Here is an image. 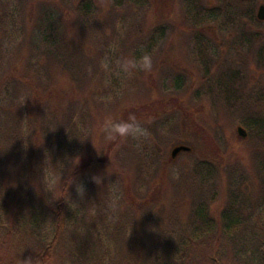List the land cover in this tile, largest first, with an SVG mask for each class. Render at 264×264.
<instances>
[{"label": "rangeland", "instance_id": "rangeland-1", "mask_svg": "<svg viewBox=\"0 0 264 264\" xmlns=\"http://www.w3.org/2000/svg\"><path fill=\"white\" fill-rule=\"evenodd\" d=\"M7 1V13L14 14L11 17L15 16L17 26L23 25L27 36L39 35L43 17L50 16L68 42L64 51H71L70 64L76 62L85 69L81 89L76 78L58 72L56 83L62 92L52 105L59 111L67 101H75L78 107L87 102L89 122L86 143L78 155L80 173L76 183L83 184L91 199L90 215L96 213L93 197L109 189L115 222L121 223L125 208L138 218L131 224L133 228L127 226V240L149 235L153 231L150 218L142 222L139 202L132 203V194L142 199L151 193L152 215H166L178 197L175 185L192 169L193 159L213 161L219 170L215 182L219 196L210 206L217 217L227 206L232 181L233 185L239 183L244 193L259 190L264 178L259 168L264 164V139L258 141L232 119L241 113L240 106L232 103L238 97L241 101L247 97L256 99L258 94L264 101V21L257 18L264 0H195L204 10L225 9L229 4L226 2H233L229 16L225 10L220 21L204 23L201 29L192 23L195 7L189 4L190 0H142L140 4L137 0H95L97 10L86 34L79 30L83 25L76 8L79 0ZM12 28L14 35H19V28ZM197 33L204 38L208 73L197 59ZM9 46L7 70L22 71L28 61V49L17 53L15 44ZM145 55L152 61L150 71L123 70L125 62L140 61ZM93 72H97L95 79ZM230 76L236 80L225 86L232 97L226 106L215 99L221 93L216 82L227 83ZM179 78L184 81L181 87L177 85ZM103 84L115 87L112 98L99 97ZM208 89H212L214 100L206 96ZM251 114L264 116V102L252 107ZM109 115L123 119L134 115L146 135L138 140L105 143L100 127ZM240 128L246 131L245 137L239 134ZM179 145H186L191 151L172 158V150ZM100 154L102 165L86 166L85 161L97 159ZM93 177L101 182L97 184ZM20 180L15 173L10 184L18 186ZM176 208L180 221L189 217L188 199H180ZM67 242L60 241L61 245ZM242 261L253 264L252 259L245 257ZM59 264H65V260Z\"/></svg>", "mask_w": 264, "mask_h": 264}, {"label": "trees", "instance_id": "trees-1", "mask_svg": "<svg viewBox=\"0 0 264 264\" xmlns=\"http://www.w3.org/2000/svg\"><path fill=\"white\" fill-rule=\"evenodd\" d=\"M94 1L79 0L76 5L82 17L79 30L83 34L90 31L89 21L97 10ZM7 2L0 0V264H59L63 260L65 264H246L242 261L244 257L252 259L253 264H264V178L259 190L250 193H244L241 185H233L232 181L227 206L217 217L210 206L219 196L215 183L219 170L213 161L193 159L192 169L175 185L178 197L166 215L158 212L155 213L159 215H152L151 193L142 199L132 194V203L139 202L142 222L150 218L153 231L130 240L126 238L127 226L133 228L131 224L138 218L125 208L121 223L115 222L109 189L93 197L94 216L90 215L93 205L85 188L83 197L77 193L75 183L70 186L65 183L68 197L63 190L56 191L55 198L45 191L40 180L45 163L50 166L52 161L55 166L63 162L65 182L69 178L76 181L79 176L80 168L69 175L66 158L77 157L85 146L87 102L78 107L75 101H67L59 111H55L52 102L62 92L56 83L58 72L76 78L80 89L84 87L82 75L86 72L76 62L70 64L71 51H64L68 42L56 30L50 16L43 17L39 35L27 36L23 25L17 26L15 16L11 17L14 14L7 13ZM141 2L137 0L138 4ZM226 3L229 4L225 9L204 10L190 0L189 4L195 7L192 23L201 29L204 23L220 21L225 10L229 16L233 2ZM12 27L19 28L16 29L20 30L19 35H14ZM194 39L197 59L208 73L204 38L197 33ZM14 44L17 53L29 51L22 71L6 68L9 45ZM96 73H92L93 79ZM177 80L181 87L184 81ZM235 80V76H230L227 83L216 82L221 93L215 99L229 106L232 97L225 86H231ZM101 87L102 100L116 93L112 84ZM212 92L208 89L206 96L214 100ZM250 98L242 101L235 98L232 106H240L241 113L232 119L260 141L264 139V116L252 115L251 108L264 101L261 94L256 99ZM101 107L102 104L98 108ZM99 156L85 161L86 166L102 165L103 155ZM259 168L264 173V164ZM15 173L21 177L18 186L10 184ZM48 180L51 184L53 177L49 175ZM183 198L190 202L191 212L180 221L176 206ZM60 241L68 242L61 245Z\"/></svg>", "mask_w": 264, "mask_h": 264}, {"label": "clouds", "instance_id": "clouds-1", "mask_svg": "<svg viewBox=\"0 0 264 264\" xmlns=\"http://www.w3.org/2000/svg\"><path fill=\"white\" fill-rule=\"evenodd\" d=\"M151 67L152 61L147 55L143 56L140 61H127L122 66L125 72L136 68L144 71H150ZM100 134L102 135L105 143H118L127 140H138L146 135V131L134 115H129L127 119L109 115L105 118L100 127ZM66 159L68 164L67 171L71 176V173L79 166L80 158L77 156L75 158L67 157ZM64 172L65 164L63 162H59L54 166L51 161L50 166L45 163L43 168V176L40 178L41 183H43L45 191L53 193L54 198V193L58 190H63L66 197H68V190L67 187H65V183L69 186L76 183L74 178H69L66 182L63 181L62 177ZM49 175L53 177V182L51 184L48 180ZM93 179L97 184L101 182L98 177H93ZM76 191L79 196H84V187L81 184H76Z\"/></svg>", "mask_w": 264, "mask_h": 264}, {"label": "water", "instance_id": "water-1", "mask_svg": "<svg viewBox=\"0 0 264 264\" xmlns=\"http://www.w3.org/2000/svg\"><path fill=\"white\" fill-rule=\"evenodd\" d=\"M257 18L260 21H264V5H261L259 7L257 12ZM239 134L242 135L243 137L246 136V132L242 128L239 129ZM190 151H191L190 147L186 145H179L172 150L171 156L172 158H176L181 152H190Z\"/></svg>", "mask_w": 264, "mask_h": 264}]
</instances>
